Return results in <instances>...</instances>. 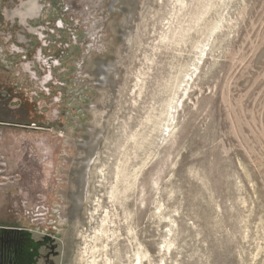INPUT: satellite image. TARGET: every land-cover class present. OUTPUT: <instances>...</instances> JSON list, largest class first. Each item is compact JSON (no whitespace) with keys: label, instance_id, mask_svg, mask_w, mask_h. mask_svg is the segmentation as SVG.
<instances>
[{"label":"rangeland","instance_id":"obj_1","mask_svg":"<svg viewBox=\"0 0 264 264\" xmlns=\"http://www.w3.org/2000/svg\"><path fill=\"white\" fill-rule=\"evenodd\" d=\"M48 2L0 225L48 229L55 264H264V0Z\"/></svg>","mask_w":264,"mask_h":264},{"label":"flooded vegetation","instance_id":"obj_2","mask_svg":"<svg viewBox=\"0 0 264 264\" xmlns=\"http://www.w3.org/2000/svg\"><path fill=\"white\" fill-rule=\"evenodd\" d=\"M49 7L48 0H0V126L40 129L34 122L26 124L56 66L49 58L48 72L42 59L43 54L55 52L51 34L56 25L46 16ZM5 227L14 228L17 234L29 231L40 244L30 264H55L59 243L48 229L37 234L25 226ZM12 262L8 246L0 242V264Z\"/></svg>","mask_w":264,"mask_h":264},{"label":"water","instance_id":"obj_3","mask_svg":"<svg viewBox=\"0 0 264 264\" xmlns=\"http://www.w3.org/2000/svg\"><path fill=\"white\" fill-rule=\"evenodd\" d=\"M0 242L8 246L13 261L11 264L32 263L40 247L31 232L24 230L22 234H17V230L5 226H0Z\"/></svg>","mask_w":264,"mask_h":264}]
</instances>
